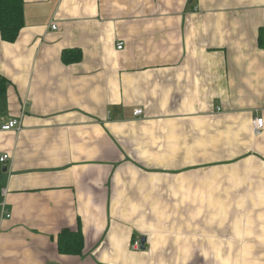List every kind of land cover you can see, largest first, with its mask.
<instances>
[{
  "label": "crops",
  "instance_id": "obj_1",
  "mask_svg": "<svg viewBox=\"0 0 264 264\" xmlns=\"http://www.w3.org/2000/svg\"><path fill=\"white\" fill-rule=\"evenodd\" d=\"M23 10L0 35V127L21 120L0 132V264H264V239L231 228L264 197V0ZM65 230L82 253L60 251Z\"/></svg>",
  "mask_w": 264,
  "mask_h": 264
},
{
  "label": "trees",
  "instance_id": "obj_2",
  "mask_svg": "<svg viewBox=\"0 0 264 264\" xmlns=\"http://www.w3.org/2000/svg\"><path fill=\"white\" fill-rule=\"evenodd\" d=\"M24 0H0V35L3 41L13 43L18 38L24 27ZM77 53L80 59L81 52L78 50L65 51L63 61L71 62L68 58ZM7 80L0 75V95L7 91ZM60 251L66 254H80L84 248V239L81 231L72 232L65 230L59 238Z\"/></svg>",
  "mask_w": 264,
  "mask_h": 264
},
{
  "label": "rangeland",
  "instance_id": "obj_3",
  "mask_svg": "<svg viewBox=\"0 0 264 264\" xmlns=\"http://www.w3.org/2000/svg\"><path fill=\"white\" fill-rule=\"evenodd\" d=\"M221 112H222V109H221ZM221 112H218V113H221ZM251 129H252V124H251ZM259 140L263 141V143L262 144L260 143L258 148L261 149V146H262V150L264 151V138H259ZM261 158H263V157H261ZM246 204L249 205L250 207L253 206V208H251L250 209L251 211H249L248 213H245L246 215H244V216L238 215V219L237 218L234 219L235 223L238 226L232 225L231 228H233L237 234L239 232L238 227H243L242 233H244V237L248 236V237H252V239L256 238L258 240H260L262 238L264 239V197L257 199V200L253 199V198H248ZM242 210H243V208H242ZM246 212H247V206H246ZM231 216L234 217L233 215H231ZM223 218H225V219H223ZM239 218H241V219H239ZM217 219H219L220 221H223V220L226 221L227 215H224V216L219 215L215 218V220H217ZM227 221H230V220L228 219ZM182 264H186V263H182ZM229 264H233V262H229Z\"/></svg>",
  "mask_w": 264,
  "mask_h": 264
},
{
  "label": "built area",
  "instance_id": "obj_4",
  "mask_svg": "<svg viewBox=\"0 0 264 264\" xmlns=\"http://www.w3.org/2000/svg\"><path fill=\"white\" fill-rule=\"evenodd\" d=\"M51 29L56 30L57 27L56 25H51ZM124 48V43H118L117 49L122 50ZM218 112H221V109L217 110ZM136 117H141L143 115V110L137 109L134 112ZM21 130V120L19 119H14L0 127V132H8V131H17L19 132ZM252 135L254 138H264V117L260 115H256L252 121ZM263 159H264V154H263ZM11 160V157L7 154H4L0 157V163L1 164H6ZM7 218L10 217L9 214L6 215ZM141 243L139 241H136L134 243L135 248H139Z\"/></svg>",
  "mask_w": 264,
  "mask_h": 264
},
{
  "label": "water",
  "instance_id": "obj_5",
  "mask_svg": "<svg viewBox=\"0 0 264 264\" xmlns=\"http://www.w3.org/2000/svg\"><path fill=\"white\" fill-rule=\"evenodd\" d=\"M4 171H6V169H4ZM141 243H142V248L144 249L145 248V243H146V238H142L141 240Z\"/></svg>",
  "mask_w": 264,
  "mask_h": 264
}]
</instances>
